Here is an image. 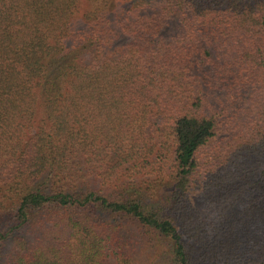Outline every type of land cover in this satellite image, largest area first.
Returning <instances> with one entry per match:
<instances>
[{"label": "trees", "instance_id": "trees-1", "mask_svg": "<svg viewBox=\"0 0 264 264\" xmlns=\"http://www.w3.org/2000/svg\"><path fill=\"white\" fill-rule=\"evenodd\" d=\"M0 264H264V0H0Z\"/></svg>", "mask_w": 264, "mask_h": 264}]
</instances>
